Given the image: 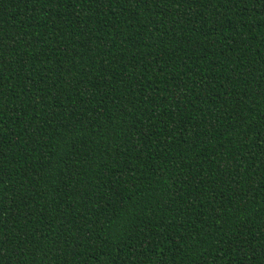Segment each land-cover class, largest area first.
Returning a JSON list of instances; mask_svg holds the SVG:
<instances>
[{"label": "trees", "instance_id": "obj_1", "mask_svg": "<svg viewBox=\"0 0 264 264\" xmlns=\"http://www.w3.org/2000/svg\"><path fill=\"white\" fill-rule=\"evenodd\" d=\"M0 264H264V0H0Z\"/></svg>", "mask_w": 264, "mask_h": 264}]
</instances>
